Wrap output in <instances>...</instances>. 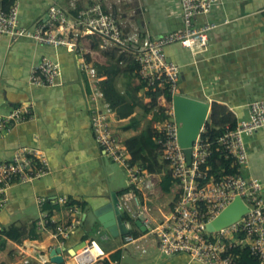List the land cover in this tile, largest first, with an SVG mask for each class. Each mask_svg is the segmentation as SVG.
<instances>
[{"label":"crops","instance_id":"crops-1","mask_svg":"<svg viewBox=\"0 0 264 264\" xmlns=\"http://www.w3.org/2000/svg\"><path fill=\"white\" fill-rule=\"evenodd\" d=\"M15 2L20 24L28 29L35 28L47 16L51 6L62 9L73 18L79 10L99 3L115 18L125 36L136 39L133 42L135 47L143 39L159 38L183 27L180 0ZM205 21L220 23L209 32L206 49L187 48L179 43L165 48L167 58L179 66V93L225 106L236 120L246 118L247 105L264 99V0H222L208 14L194 19L195 24ZM79 45V51L69 52L63 47L54 48L27 38L14 40L7 35L0 36V117L18 107L27 111L22 122L0 129V159H9L16 149L28 147L40 151L49 166L46 175L9 188L7 203L0 209V230L14 225L27 236L30 224L36 222L40 238L30 240L24 235L18 241L5 237L6 246L0 250V264H45L46 255L56 246L63 248V263L76 264L70 250L84 235L87 239L94 237L97 230L108 233L109 237L100 239L106 242V248L102 249L98 244L102 256L94 264H201L184 253L160 254L156 237L136 224L141 221L140 217H130L129 221L123 219L121 213L122 221L131 224V234L112 236L98 222L90 233L84 232L82 214L110 202L112 193L119 199L127 188V185L115 188L113 171L109 168L111 160L104 155L95 137L94 111L102 110L108 114L113 130L123 143L144 129L141 127L144 116L138 113V109L127 116H124L126 112L118 114L120 105L116 101L119 96L122 98L128 87L127 79L115 74L111 75L113 78L109 83L104 82L105 71L96 67H109L115 58L108 53L115 48L103 49L94 35L81 38ZM123 52L127 61L134 58L132 52ZM44 57L61 65V75L54 86L30 83L31 68ZM118 78L125 82L120 89L122 94L104 97V87L117 93L115 84ZM134 81L131 87L139 83ZM138 96L143 103L149 102L144 90H140ZM157 102L160 106H167L163 96L158 97ZM133 116L139 120L138 126L124 129ZM145 117L150 121L151 114ZM243 140L247 162L241 174L260 181V195L264 200V127L244 136ZM115 164L118 170L125 172L122 166ZM62 196L73 204L84 205L81 224L64 241L53 236L55 228L52 224L68 218L64 207L56 202ZM39 199L43 200L42 204L38 203ZM47 201L57 205L51 214L42 209ZM157 209L161 213L157 218L167 211ZM133 232L137 235H132ZM127 235L132 241L125 240ZM118 250L119 260L110 259V255ZM11 252L15 254L14 260L10 258Z\"/></svg>","mask_w":264,"mask_h":264},{"label":"built area","instance_id":"built-area-1","mask_svg":"<svg viewBox=\"0 0 264 264\" xmlns=\"http://www.w3.org/2000/svg\"><path fill=\"white\" fill-rule=\"evenodd\" d=\"M1 1V0H0ZM222 0H180L183 27L168 32L155 39L146 38L134 45L136 39L122 32L115 18L99 3L81 9L75 17H69L55 6L49 7L47 16L35 28L23 27L19 21L17 2L4 8L0 3V36L11 39L27 38L36 43L54 48L63 47L69 52L80 49L79 41L85 36H96L103 49L118 48L134 54L138 63V75L147 85L164 88L172 94L179 93V66L167 58L165 48L172 43L204 50L208 46V34L219 26V22L205 21L195 24L194 19L208 14ZM61 75L58 61L44 57L33 65L29 80L33 85L54 86ZM246 118L237 120L236 126H225L223 133L215 141L206 134L205 126L194 141L191 161L177 143L176 123L172 106L165 111L169 116L152 124V134L160 146L161 158L168 164L172 176L177 180L178 196L167 211L157 218L153 216L145 202V189L154 185L145 169L131 162V154L117 137L109 116L102 110L94 111L92 125L97 142L104 155L123 167L127 176V190L119 197L118 208L131 218H141L142 224L157 239V249L162 255L187 254L191 260L201 264H238L233 248L248 246L250 255L264 264V200L260 195L262 184L257 179L241 174L247 162L244 136L264 127V99L254 100L248 105ZM25 108H15L8 115L0 117V129L20 123L26 118ZM223 153L238 166V174H227L216 179L209 174V167L203 165L212 153ZM49 173L46 157L38 150L28 147L16 149L9 159H0V209L8 199L9 188L17 183L30 182ZM239 196L248 207L240 219L218 231L210 232L206 224L214 219L233 199ZM64 207L68 218L52 222L53 236L64 241L81 224L79 204H69L65 196L56 200ZM43 203L42 199L38 200ZM45 217V224H46ZM96 237L107 239L109 234L97 230L94 237L86 239L85 245L71 257L76 264H94L102 256V251H94L98 246ZM127 242L132 237H125ZM94 251V252H93ZM45 264H57L44 260ZM66 264V263H61Z\"/></svg>","mask_w":264,"mask_h":264},{"label":"trees","instance_id":"trees-1","mask_svg":"<svg viewBox=\"0 0 264 264\" xmlns=\"http://www.w3.org/2000/svg\"><path fill=\"white\" fill-rule=\"evenodd\" d=\"M15 0H1L0 3L4 8H8L11 4H13ZM120 53H119V52ZM111 58H115L112 63H110L109 67H102L100 65H96L98 69H102L105 71L106 79L104 82L109 83L112 80V76L115 74H121L123 78L127 79V88L122 95V98L119 96L117 98V105L119 109H117L118 114L123 115L126 112V115H130L137 109L142 110L143 116L146 114H151L150 118V128H144L139 133L132 135L124 140V144L131 154V162L137 164L141 168L145 169L150 174L160 175L158 185L164 193H171L174 189H176L177 180L172 176L171 170L168 167V164L164 162L161 158V150L160 146L156 143L155 138L152 134V123L162 121L163 119L168 118L169 116L166 114L167 107L160 106L157 102L158 97L163 96L167 102V104L171 103L172 93L169 91V88L165 86L154 87L149 86L147 83L140 79L138 75V63L133 58L132 60L127 61L125 57V52L118 48L112 49L110 53H108ZM112 75V76H111ZM138 79L139 83L131 87V83L133 80ZM140 90H144V95L149 98L148 103H143V99L137 97ZM118 93H114L116 95ZM111 98V97H107ZM237 120L232 117V114L227 110L225 106L218 105L214 103L212 105V113L210 115L209 121L205 123L206 134H202L203 137H209L211 141H215L219 138V136L224 131V126L228 125L231 129L236 126ZM139 124V120L136 117H131L128 119V122L123 127L124 129L128 128H136ZM217 145L213 144L212 153L207 157L206 163L203 165L209 167V174L213 175L216 179L222 178L227 174H238V166L233 164V160L231 158H227L223 155V153L216 151L215 147ZM127 188L123 191L125 192ZM178 193L175 191L174 198L176 200ZM69 204H73L69 201ZM172 206V205H171ZM57 205H52L50 201H47L42 209L49 210V214H51L53 209H56ZM84 205H80V209L82 210ZM123 219H127L131 221V218L128 214H122ZM37 224L33 222L29 226V230L27 236L25 232L19 228L18 226H10L9 228H3L0 230V250H3L6 246L5 237L15 239L20 241L22 237H27L30 240H37L40 238L39 233L36 231ZM126 234H131V231ZM132 235H137L135 232ZM83 239H87V235L82 237ZM232 252L237 255L238 264H260L259 260L250 255V251L248 246H244L242 248H233ZM120 258V251H115L110 255V259L118 261ZM105 264H108L105 262Z\"/></svg>","mask_w":264,"mask_h":264},{"label":"water","instance_id":"water-1","mask_svg":"<svg viewBox=\"0 0 264 264\" xmlns=\"http://www.w3.org/2000/svg\"><path fill=\"white\" fill-rule=\"evenodd\" d=\"M171 106L174 121L176 123L177 143L182 148L187 164L191 161V152L194 141L200 135L202 128L212 113V104L192 96L181 93L172 95ZM118 196L115 193L111 195V201L105 205L93 210L86 211L82 214L84 232L90 233L96 222L100 223L103 229L108 231L112 236L126 234L131 229L130 222H123L121 212L118 208ZM248 207L239 196H236L214 219L206 224L207 231L214 232L235 222L243 217ZM136 224L145 230L140 220ZM86 239L74 246L70 253L74 255L77 249L85 245ZM63 248L56 246L46 255L50 262L61 264L64 261L62 255Z\"/></svg>","mask_w":264,"mask_h":264},{"label":"rangeland","instance_id":"rangeland-1","mask_svg":"<svg viewBox=\"0 0 264 264\" xmlns=\"http://www.w3.org/2000/svg\"><path fill=\"white\" fill-rule=\"evenodd\" d=\"M138 81H139L138 79H135L134 82H136V84H137ZM124 84H125L124 80H121V78L117 79L116 84H115V88H116L118 94H122V92H120V89L122 88V85L125 86ZM104 89H105V91L103 92L104 97H111V95L116 93L112 89H108V87H104ZM137 97L141 98L138 95H137ZM169 104H171V103H169ZM169 104H167V106H166L167 109H168ZM137 111L139 114L140 113L142 114L141 108L138 109ZM142 119H143V124H142L143 126L141 125V127L150 128L151 123L149 122L148 118H146L144 116ZM209 119L210 118L208 117L207 121H209ZM109 168L113 171V176H114V179L116 182L115 188L124 187L125 185H127L126 172L118 170V166L112 161L109 162ZM159 177H160V175H157V174L153 177H150V182H153L154 185H152L148 189H145L146 205H147L148 209L150 210L151 214L155 217H157L158 215L161 214L159 212V210L157 209V207L161 208L162 210H167L175 202L174 193H175L176 189H174L171 193H163L161 191V189L159 188V185H158ZM114 179H113V181H114ZM96 240L102 249L106 248L105 247L106 242H102L98 237H96ZM11 253L12 254L10 255V258L12 260H14L15 254L13 252H11ZM21 264H24V263H21Z\"/></svg>","mask_w":264,"mask_h":264},{"label":"bare ground","instance_id":"bare-ground-1","mask_svg":"<svg viewBox=\"0 0 264 264\" xmlns=\"http://www.w3.org/2000/svg\"><path fill=\"white\" fill-rule=\"evenodd\" d=\"M94 251L96 252V251H99V250H98L97 247H95V248H94ZM94 251H93V252H94ZM71 264H74V263H71Z\"/></svg>","mask_w":264,"mask_h":264}]
</instances>
